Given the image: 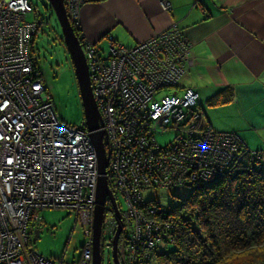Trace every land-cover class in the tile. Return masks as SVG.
Segmentation results:
<instances>
[{
  "label": "built area",
  "instance_id": "obj_1",
  "mask_svg": "<svg viewBox=\"0 0 264 264\" xmlns=\"http://www.w3.org/2000/svg\"><path fill=\"white\" fill-rule=\"evenodd\" d=\"M82 5L83 0H65L71 22L78 21ZM160 6L170 10L166 0ZM32 11L28 0H0V264H64L62 259L38 255L31 247L33 232L42 220L38 213L58 208L74 212L84 226L86 242L76 264H92L96 153L85 120L73 127L55 114L32 56L39 28L25 21ZM106 40V57L85 40L80 45L90 82H96L92 87L101 120L98 131L104 133L103 145L109 152L108 185L126 205L124 211L117 206L125 231L117 245L122 251L120 264H146L163 244L161 240L172 239L164 235L170 229L167 223L143 226L137 218L135 212L146 208L140 189L191 186L185 179L192 174L181 165L186 166L180 159L183 151L199 156L192 161L193 178L203 184L238 167L244 156L236 163L235 158L242 152L249 155L236 133L197 124L202 118L197 111L199 95L181 87L186 68L192 66V46L175 25L132 47L118 44L111 36ZM165 91L171 94L157 98ZM168 132L174 133V141L161 148L155 134ZM256 154L252 152L250 158ZM217 156L221 166L217 174H206ZM200 162L208 164L203 167ZM145 211L165 218L163 208ZM116 228V220H104L101 252L111 250Z\"/></svg>",
  "mask_w": 264,
  "mask_h": 264
},
{
  "label": "crops",
  "instance_id": "obj_2",
  "mask_svg": "<svg viewBox=\"0 0 264 264\" xmlns=\"http://www.w3.org/2000/svg\"><path fill=\"white\" fill-rule=\"evenodd\" d=\"M166 2L168 12L161 0L84 3L78 15L82 37L96 46L106 36L118 42L126 34L135 43L175 25L192 46L193 75L187 72L181 87L198 93L206 125L237 132L249 150L262 154V162L264 0Z\"/></svg>",
  "mask_w": 264,
  "mask_h": 264
},
{
  "label": "rangeland",
  "instance_id": "obj_3",
  "mask_svg": "<svg viewBox=\"0 0 264 264\" xmlns=\"http://www.w3.org/2000/svg\"><path fill=\"white\" fill-rule=\"evenodd\" d=\"M28 1L32 6L33 11L25 16V21L27 23L39 24V31L34 39V43L32 46L33 47L32 56L37 64L38 69L41 72L44 84L51 97L55 114L57 115L58 119L61 122L65 123L66 125L78 127L85 120L84 112L79 97L73 65L69 57V54L62 42V34L58 20L56 18L53 9L46 0H28ZM160 8L162 9L161 6ZM65 11L67 10L65 9ZM66 15L68 18L67 12ZM68 21L69 23L71 22L69 18ZM72 23L78 29H80V24L78 23V21ZM107 37L108 36H106L104 40H102L100 43H98L95 46L96 49H99L98 51L103 52L105 57L109 52L108 40H106ZM117 40L124 47H132L134 44L133 42H131V39L128 36H126V34L119 35ZM145 40H140V41L142 42ZM114 41L117 42L115 39ZM85 42L92 45V43L88 41ZM167 48L168 47H166L165 49L166 51ZM191 51H192V47H191ZM190 56L192 59V55ZM177 57L182 58V55L178 56L177 54ZM192 66H193V61H192ZM189 69L186 68L188 74L190 73V76H192L193 70L191 69L192 71L190 72ZM92 83L96 84L94 80L92 81ZM186 84H187V80H186ZM194 91L196 92V90ZM92 94L95 100L96 98L95 91ZM170 94H171L170 92L165 91L164 93L158 95L157 98H161L166 95L169 96ZM199 104L200 103H198L197 111L201 114L202 118L201 120L198 121L197 124L203 123L204 125H206L204 123L203 113L200 110ZM134 116L137 117L136 115ZM155 139L157 144L161 148L167 147L169 146V144L173 143L174 133L168 132V133L155 134ZM245 150L246 152H248L249 156H245L246 153L242 152L240 156H236L235 163L238 161L240 157L242 158L244 156L243 161L239 160L240 163H242L245 166L254 164L258 168V170L260 169L261 171L264 172V158L262 162L260 161L262 159V154L257 153L256 156L253 159H251L250 154L252 153V151L248 149ZM181 153L182 154L180 155L181 157L180 159L183 158L182 161L185 160L186 166L183 163H181V165L183 168L187 167L186 169H183V171L185 170L186 174H192L188 177L186 176L185 181L190 182L191 186L195 185L196 183H200L193 178V175L195 176V172L192 168V165L194 163V162L192 163V161L195 159L194 157H199V156L197 154L191 155V153L188 151L187 152L183 151ZM217 159L218 156L212 161L214 164L213 169L211 168L207 170L206 167L205 170V168L203 167L205 165L207 166L208 163L206 162H200L199 164L203 166L202 168L205 170L204 172L206 174L208 172L209 173L216 172L217 174V170L220 169L221 167L218 164ZM192 172H194V174ZM114 191L115 190L113 191L111 190L115 202L117 206L118 207L120 206L121 210L124 211L126 209L124 200L117 191L116 193ZM133 191L134 190H132L130 193H132ZM139 193H140L139 197L140 198L142 197L145 203L153 202L156 205L166 209V208L174 207L177 204H179V202L189 194V188H184V187L173 188V189L172 188L171 189L142 188L140 189ZM140 207H141V203L139 208ZM118 210L120 213L121 210L120 209ZM145 212L146 211L144 207L140 208V210L135 212V214L137 213V215H139L137 216V218L145 223L143 226H146L147 224L150 225V223L154 222L153 218L157 217L155 215L146 214ZM38 215L42 220L40 221L41 224L39 223L40 227L35 231H38L39 234H38V238L36 240H33L34 238V232H33L31 247L40 256L47 257L52 260L62 259L64 264H76L81 255V249L86 242V238L83 233L84 226H82L78 216H76L74 212L64 208L45 209L39 212ZM103 217L104 220L108 217H111L114 220H116L112 205L108 199L106 200L105 203V212ZM104 220H103V225H104ZM122 230L123 232H125L123 226H122ZM126 232L128 233V235L132 233L130 228ZM118 250L120 251L121 249L119 247L117 248V256L120 257V253L122 251L119 253ZM161 250L162 248H159L158 252H161ZM171 250H172V244H168V246L166 247V251H171ZM102 251H103L102 264H113L111 258L112 247L110 252L107 249H102ZM152 254L153 255L150 257V259L146 261V264L156 263L155 261H153L154 256H156V252H153ZM119 264H120V258H119Z\"/></svg>",
  "mask_w": 264,
  "mask_h": 264
},
{
  "label": "trees",
  "instance_id": "obj_4",
  "mask_svg": "<svg viewBox=\"0 0 264 264\" xmlns=\"http://www.w3.org/2000/svg\"><path fill=\"white\" fill-rule=\"evenodd\" d=\"M103 1L83 0V4ZM70 25L82 44V31L72 22ZM184 188H189V194L176 206L163 208L165 218H153L170 226L164 235L172 239L161 240L155 264H264L263 171L241 163L211 183ZM145 204L146 210L162 208L153 202ZM168 244H172L171 251H166Z\"/></svg>",
  "mask_w": 264,
  "mask_h": 264
},
{
  "label": "water",
  "instance_id": "obj_5",
  "mask_svg": "<svg viewBox=\"0 0 264 264\" xmlns=\"http://www.w3.org/2000/svg\"><path fill=\"white\" fill-rule=\"evenodd\" d=\"M46 1L50 4L56 15L61 29L62 42L73 65L79 97L84 112L86 128L88 132L91 133V141L97 158L98 180L96 185L95 208L92 221V264H102L100 241L104 220L103 216L105 212V203L107 199L112 205L117 222V230L112 242L111 258L113 264H119L117 257V244L122 231V223L120 221V213L117 204L107 182L106 170L108 167L109 152L105 150L103 145L104 133L98 131L101 127V120L92 95L87 63L83 56L81 45L78 39L75 37L73 29L71 28L68 21L63 0ZM38 234V231L34 232L33 240L38 238Z\"/></svg>",
  "mask_w": 264,
  "mask_h": 264
},
{
  "label": "bare ground",
  "instance_id": "obj_6",
  "mask_svg": "<svg viewBox=\"0 0 264 264\" xmlns=\"http://www.w3.org/2000/svg\"><path fill=\"white\" fill-rule=\"evenodd\" d=\"M63 3H64V0H63ZM165 3V2H164ZM64 6H65V4H64ZM163 8V7H162ZM83 40V39H82ZM87 68H88V66H87ZM88 73H89V76H90V72H89V68H88ZM90 86H91V90H92V93H93V87H92V84H91V82H90ZM104 87V86H103ZM93 95V94H92ZM95 101V100H94ZM95 103H96V101H95ZM97 106V105H96ZM96 163H97V161H96ZM101 237H102V234H101ZM100 250H101V248H100Z\"/></svg>",
  "mask_w": 264,
  "mask_h": 264
}]
</instances>
